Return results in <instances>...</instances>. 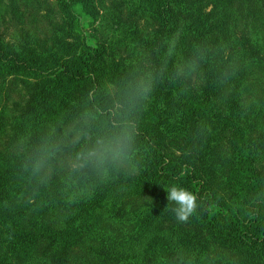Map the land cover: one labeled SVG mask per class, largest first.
<instances>
[{"label": "trees", "instance_id": "obj_1", "mask_svg": "<svg viewBox=\"0 0 264 264\" xmlns=\"http://www.w3.org/2000/svg\"><path fill=\"white\" fill-rule=\"evenodd\" d=\"M56 2L66 28H59L53 50L16 49L0 40V81L20 78L21 99L12 121L0 111V131L8 130L11 141H34L50 124L63 126L94 90L121 77L134 61L168 71L141 117L139 142L145 151L138 173L29 199L18 154H0V264H67L69 248L85 235L95 240L91 264L157 259L264 264V171L258 162L264 146V5L244 17L246 58L237 76L233 66L214 59L211 45L215 39L235 44L231 32L240 23L233 20L240 0H210L204 16L189 0H138L153 30L146 37L135 31L126 35L119 24L123 38L117 43L130 46L133 60L113 64L106 47L91 43L83 32L93 0ZM169 43L176 47L172 57ZM200 49L208 55L197 71L174 78L175 65ZM173 185L198 197L200 207L185 223L177 221L171 211L176 205L167 199L165 189ZM139 196L150 203L134 211L121 239L98 229L103 217L111 223L128 219L127 204ZM208 238L218 247L214 263L206 256Z\"/></svg>", "mask_w": 264, "mask_h": 264}, {"label": "clouds", "instance_id": "obj_2", "mask_svg": "<svg viewBox=\"0 0 264 264\" xmlns=\"http://www.w3.org/2000/svg\"><path fill=\"white\" fill-rule=\"evenodd\" d=\"M174 55L175 44L169 43L167 56ZM207 55L200 49L193 59L176 64L173 77L181 79L197 71ZM167 71L164 65L134 61L121 77L94 90L66 124H50L34 141H19L15 150L27 197L34 199L54 189L84 190L120 174L138 173L145 151L139 142L141 117ZM165 190L181 223L200 207L197 195L187 189L173 185Z\"/></svg>", "mask_w": 264, "mask_h": 264}, {"label": "rangeland", "instance_id": "obj_3", "mask_svg": "<svg viewBox=\"0 0 264 264\" xmlns=\"http://www.w3.org/2000/svg\"><path fill=\"white\" fill-rule=\"evenodd\" d=\"M209 1L189 0V3L194 6L197 13L204 16L211 7ZM263 5L264 0H240L234 6L235 18H232L233 20L237 18L240 21L238 25L235 24L232 27L231 34L234 35L232 40L235 41V44L227 46L228 44H223L215 39L211 45V52L215 55L214 59L223 67L233 66L234 74L237 76L242 73L246 58L244 49H246L247 32H242L244 17L249 9L254 10L258 6L263 8ZM138 6V0H93L92 16L83 18V32L87 40L93 44L104 45L107 58L112 64L120 63L122 60L128 62L133 60L130 46L124 42L117 43V40L123 38L119 24L123 26L126 35L127 32L135 31L146 37L153 30V25L146 19ZM61 27L66 28V17L56 0H0V40L12 48L48 53L49 49L53 50L51 47L53 39ZM224 36L228 37L229 34H224ZM236 67H238L237 70ZM19 80V77L8 76L0 81V111L4 109L5 119L8 121L14 117L17 105L20 103ZM109 84L111 83L107 82L105 86ZM23 92L22 90L21 95ZM2 131H0V154L5 158L9 155H17L15 146L20 140L11 141L9 131L7 130L5 133ZM261 143H264V137L260 139V145ZM171 151L176 155L180 153L178 146H173ZM258 162L261 170L264 171V146L260 149ZM148 203H150L149 197H132L127 204L128 219H124L122 223H111L103 217V222L97 221V227L99 230L105 233L110 232L117 239H121L126 229L131 227L129 223L132 221L134 211ZM94 243V238L86 235L74 243L66 256L67 264H91L89 247ZM206 251L207 258L214 263L213 259L218 252V247L209 238L206 243ZM125 264L165 263L163 259H157L155 261L135 260Z\"/></svg>", "mask_w": 264, "mask_h": 264}]
</instances>
